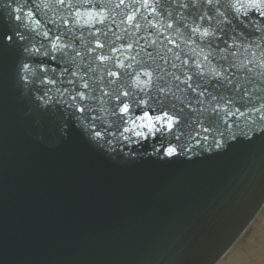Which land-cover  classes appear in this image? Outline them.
<instances>
[{"label":"water","instance_id":"1","mask_svg":"<svg viewBox=\"0 0 264 264\" xmlns=\"http://www.w3.org/2000/svg\"><path fill=\"white\" fill-rule=\"evenodd\" d=\"M235 2L0 0V264L229 248L264 201V5ZM122 92L147 103L118 119Z\"/></svg>","mask_w":264,"mask_h":264},{"label":"snow or ice","instance_id":"2","mask_svg":"<svg viewBox=\"0 0 264 264\" xmlns=\"http://www.w3.org/2000/svg\"><path fill=\"white\" fill-rule=\"evenodd\" d=\"M61 3L64 2V0H60ZM209 3H211V0H208ZM217 3H219V0H217ZM236 4H239L241 7H243V0H236L235 3L231 4L230 6L235 8L236 11H239V8L236 7ZM261 5H264V0H253V3L251 4L252 7H256V8H260ZM16 19H19V17L17 16ZM45 36L48 35V33H44ZM205 35H207V33H205ZM9 40L12 39L11 35H8L7 37ZM57 39H59L57 37ZM53 48H57L56 44H53ZM38 51V50H37ZM27 67V66H25ZM73 75H75V73H72ZM110 75H116L115 73H110ZM43 82V81H42ZM49 83L55 84V80H50L48 81ZM69 83H72V81H69ZM84 88H88V84L85 83L83 85ZM105 96L108 95V93H104ZM129 93L128 92H122L119 95L116 96V100L119 102L116 105V108L113 109L112 115H115L118 117V119H123V115H127L130 112V107L131 104H136L137 106L141 105V104H146L147 101L145 100H138V101H129V100H124L122 99V97H129ZM77 98H79V100L81 102L85 101L86 99H88V97L86 96V94L82 91H77L75 93V95L71 96V99L73 101H76ZM118 109V111L116 110ZM80 112H84L86 110L85 106H81L77 109ZM94 111V109H89ZM98 119V117H97ZM142 119H148V123L147 124H140L137 125L135 120H131L130 123L133 125L131 128L125 127L124 128V132H131L133 135L144 138L145 137V133L143 131H137V128H144L147 127L149 134H152L154 131L159 132L161 131V129L167 127V129H172L174 124L177 123V118L175 115H170L167 111L163 112V115L161 116H157L155 117V122L152 121V119L150 117L147 116V113H145V117ZM114 123H117L116 121H114ZM125 124L129 123L128 120L124 121ZM157 125H160V127H157ZM204 131H208L207 128L204 129ZM101 133L99 131L96 132V136L100 137ZM122 135V133H121ZM177 139H179V137H177ZM176 152V149L174 147H167L165 149V154L168 156H172L174 153Z\"/></svg>","mask_w":264,"mask_h":264},{"label":"rangeland","instance_id":"3","mask_svg":"<svg viewBox=\"0 0 264 264\" xmlns=\"http://www.w3.org/2000/svg\"><path fill=\"white\" fill-rule=\"evenodd\" d=\"M218 264H264V205Z\"/></svg>","mask_w":264,"mask_h":264}]
</instances>
